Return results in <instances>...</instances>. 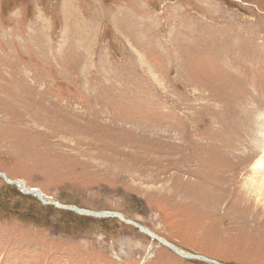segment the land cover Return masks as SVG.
<instances>
[{
	"label": "rangeland",
	"instance_id": "1",
	"mask_svg": "<svg viewBox=\"0 0 264 264\" xmlns=\"http://www.w3.org/2000/svg\"><path fill=\"white\" fill-rule=\"evenodd\" d=\"M263 149L264 0H0V173L210 260L0 177V264H264Z\"/></svg>",
	"mask_w": 264,
	"mask_h": 264
},
{
	"label": "water",
	"instance_id": "2",
	"mask_svg": "<svg viewBox=\"0 0 264 264\" xmlns=\"http://www.w3.org/2000/svg\"><path fill=\"white\" fill-rule=\"evenodd\" d=\"M0 177L3 179V181L5 183H7L8 185H12V186H16L20 189L21 192H23L26 195H32L34 197H36L38 199V201H40V203H42L43 205H52L57 207L58 209H63L66 211H70L73 212L75 214L78 215H85L88 217H93V218H101V219H119L121 222H124L126 224L132 225L134 228H136L140 233L144 234V235H148L146 232V229L141 228L137 223L132 222L130 220H125L123 218H121L118 214L116 213H111V212H99V211H91V210H86V209H82V208H77V207H68V206H62L58 203L52 202V201H47L44 199L43 195H41L38 191L33 190V189H25L24 185L22 183H20L17 180H12V181H8L5 177L4 173H0ZM162 245H165L168 247V249H170L175 255H177L178 257L182 258V259H188L190 260V258H194V259H200L202 261H210L206 258H204L203 256H196V255H186V256H182L181 253L179 252L178 248H176L173 245L170 244H166L163 242H160ZM192 260V259H191ZM212 262V261H211ZM214 264H217L216 262H213Z\"/></svg>",
	"mask_w": 264,
	"mask_h": 264
},
{
	"label": "bare ground",
	"instance_id": "3",
	"mask_svg": "<svg viewBox=\"0 0 264 264\" xmlns=\"http://www.w3.org/2000/svg\"><path fill=\"white\" fill-rule=\"evenodd\" d=\"M262 154L260 155V157L254 162V164L251 166V172L252 174L244 181V183L240 186L241 187V191L242 193L245 195V197L251 199L253 201V206L256 209H259L258 207L261 206L264 210V149L261 151ZM244 159V158H243ZM235 172V171H234ZM208 173V172H207ZM228 175V174H226ZM6 177V176H5ZM231 177V176H230ZM8 180V178H6ZM225 179V178H224ZM220 180V179H219ZM228 180V179H227ZM230 180V179H229ZM9 181V180H8ZM229 182V181H228ZM236 185V184H235ZM27 189V188H26ZM232 191V190H231ZM40 193V191H39ZM239 193V192H238ZM250 202V201H249ZM253 207V208H254ZM254 209V210H256ZM258 211V210H256ZM261 212V211H260ZM119 216L121 218H123V216H121L119 214ZM124 219V218H123ZM256 221V220H255ZM263 222V221H262ZM147 232V236H149L151 239L166 244L167 243L165 240L159 238L157 235L153 234L152 232L148 231L146 229ZM162 240V241H161ZM161 244V243H160ZM162 245V244H161ZM171 245V244H170ZM165 246V245H164ZM166 247V246H165ZM177 248V247H176ZM179 252L181 253V255L186 256L185 253L178 249ZM189 255V254H188ZM190 259H194V258H190ZM207 259V258H206ZM196 260H200V259H196ZM202 261V260H200Z\"/></svg>",
	"mask_w": 264,
	"mask_h": 264
}]
</instances>
